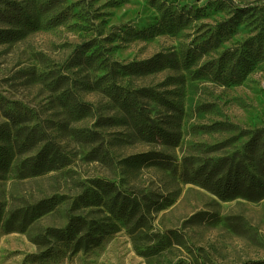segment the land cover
<instances>
[{
	"label": "rangeland",
	"instance_id": "rangeland-1",
	"mask_svg": "<svg viewBox=\"0 0 264 264\" xmlns=\"http://www.w3.org/2000/svg\"><path fill=\"white\" fill-rule=\"evenodd\" d=\"M19 9L28 19L12 27ZM162 10L169 15L165 22ZM179 13L181 24L175 19ZM153 27L157 30L152 38L135 35ZM0 30L18 32L0 42V125L8 123L4 110H32L39 126L71 158L60 170L23 177L20 157L14 150L8 153L9 162L0 168V264L264 261V195L223 200L137 157L161 151L177 164L187 158L192 165L221 158L254 164L264 159V0H0ZM84 42H91L88 53L102 54L97 63L108 58L127 64L161 56L151 72L119 81L132 91L149 90L140 103L177 134L176 147L138 140L112 102L86 87L105 69L72 66V52ZM188 50L200 55L184 68ZM206 63H211L210 73L194 78L195 68ZM71 89L92 105L93 114L76 120L66 113L58 99ZM148 94L162 96L173 108L162 107ZM109 117L114 125H98ZM74 129L98 131L101 141L76 142ZM92 179L112 181L141 200L151 210L148 225L131 231L119 218L84 210L87 217H105L112 226L102 243L74 254H45L31 238L45 228L64 226L71 198ZM52 195L68 199L25 232H4L5 214Z\"/></svg>",
	"mask_w": 264,
	"mask_h": 264
},
{
	"label": "trees",
	"instance_id": "trees-1",
	"mask_svg": "<svg viewBox=\"0 0 264 264\" xmlns=\"http://www.w3.org/2000/svg\"><path fill=\"white\" fill-rule=\"evenodd\" d=\"M167 16H169L167 10H162V21L165 22ZM27 19L28 16L24 9H19L12 16L13 25L11 26L17 27L22 20L26 22ZM175 19L178 20V24L179 22L181 24L183 14H176ZM22 24L26 25V23ZM156 30L157 28L153 27L135 35L148 39L152 38ZM16 33L18 32L15 30H0V42ZM91 48V42L77 45L72 52L70 62L76 69H89L92 67L93 69L99 67L105 69L104 74L86 84V87L102 94L112 102L124 117L126 126L135 138L144 143L165 148L176 147L179 140L177 134L172 128H167V122L164 119L152 118L140 103V98L145 96L144 93L149 92V90L143 88L132 91L119 81L125 76H141L151 72L150 68L159 63L161 56L127 64H119L110 61L108 58H104L100 63H97L102 54L96 51L88 53ZM198 56H194V50L186 51L182 61L183 67L193 66ZM167 63L169 67H174L173 62ZM210 64L206 63L196 67L193 77L198 78L210 73ZM233 69L234 66L232 65L230 71ZM56 84H59V79L56 80ZM148 95L162 107L166 109L173 108L162 96L158 94ZM58 101L61 103L62 108L66 110V113L76 120L93 114L92 105L80 101L72 89L62 93ZM3 113L8 123L0 125L1 169L5 168L9 162L7 155L11 150H14L17 158L20 157L21 159L19 165L23 177H38L60 170L71 163L69 154L39 126V119L35 112L22 109L18 111L4 110ZM98 123L101 126L115 124L113 118L110 117L103 118ZM257 134L256 132L254 136L256 139L260 137L256 136ZM71 136L76 142L86 144L101 141V134L98 131L88 129H74L71 131ZM32 150H35V153L26 156ZM23 156L26 158H21ZM137 157L142 158L148 166L171 170L172 174L177 176L182 183L197 185L223 200L237 196L246 199H258L264 195V159L254 164L250 160L240 162L221 158L211 161L209 164L204 162L192 165L191 162L187 163L189 160L187 158L177 164L168 154L161 151H150L139 154ZM89 184L90 186L84 187L80 193L71 198L69 209L66 211V224L64 226L45 228L31 238V242L38 249L45 248V254L54 252L53 255L56 257L65 250H69L70 254H74L81 250L86 251L97 247L102 243L104 238L111 232L112 226L109 227L105 223V217H87L82 213L84 210L96 209L95 211L99 214H108L110 218H119L132 227L131 231L142 229L148 225L151 210L143 208L141 200L119 189L112 181L92 179ZM67 199L65 195H52L9 211L5 214L2 223L4 232H25L42 216L65 205ZM31 257L32 260L36 258ZM244 264H264V261L246 262Z\"/></svg>",
	"mask_w": 264,
	"mask_h": 264
}]
</instances>
